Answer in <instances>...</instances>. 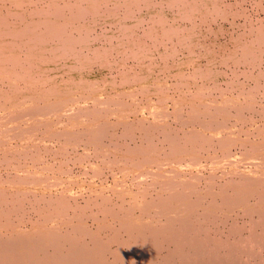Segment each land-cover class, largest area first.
<instances>
[{"label": "bare ground", "instance_id": "1", "mask_svg": "<svg viewBox=\"0 0 264 264\" xmlns=\"http://www.w3.org/2000/svg\"><path fill=\"white\" fill-rule=\"evenodd\" d=\"M243 2L0 0V264H264V222H255L263 218H233L264 209V135H220L223 118L242 120L255 109L256 91L242 107L235 98L214 114L204 110L222 116L205 125L161 111L172 90L163 76L217 78V64L251 69L264 59V20L254 22L245 6L233 10ZM228 16L232 26L242 22L231 48L217 49L205 21ZM136 95L148 97L149 115ZM183 96L174 105L187 102ZM137 133L173 146L156 163L142 155ZM239 142L251 144L231 159L229 146ZM123 144L135 156L120 164ZM213 145L221 156L204 163ZM108 159L113 179L96 185Z\"/></svg>", "mask_w": 264, "mask_h": 264}, {"label": "rangeland", "instance_id": "2", "mask_svg": "<svg viewBox=\"0 0 264 264\" xmlns=\"http://www.w3.org/2000/svg\"><path fill=\"white\" fill-rule=\"evenodd\" d=\"M233 1V0H232ZM248 1V2H247ZM251 1H252V6H251ZM254 1L255 0H244V2H243V6H239V8H233V10L234 11H236V12H238L239 14H242V10H243V8H244V6H245V9H248L247 11H246V13H247V15H249L253 20H254V22L256 21V23H258L259 24V21H262V20H264V4H263V7H259L258 9L257 8H255L254 7V5H256V7H258V4H254ZM256 1H258L259 2V0H256ZM257 2V3H258ZM264 3V2H263ZM253 7V8H252ZM251 12V13H250ZM253 17H252V16ZM228 19H225V17L224 18H221V19H218L219 21H212V20H209V19H207L206 21H205V23H206V25H205V29H207V30H205L204 29V31L206 32V34H208L207 36H208V38L209 39H207V42L208 41H210L211 39H213V37H214V35L218 38V40H217V43H216V48L218 49L219 48V46L218 45H220L222 48H231V46H232V42L230 41V37L232 36V33L234 34V32L235 31H237V28H236V25L238 24V23H240L241 24V22H242V18H241V16H239V17H237L236 19H238V21H237V24H235V25H233L232 26V24H231V19L229 18V16L227 17ZM258 21V22H257ZM257 25V24H256ZM203 26V25H202ZM223 28V31L222 32H219L217 35L215 34V32L216 31H218L220 28ZM209 28V29H208ZM98 30V29H97ZM212 34V35H211ZM219 36V37H218ZM234 36V35H233ZM256 49V48H255ZM186 52V51H185ZM217 58V57H216ZM216 62V61H215ZM258 63V64H257ZM256 63V66L254 67V68H251L250 69V66H249V64H245V63H242L241 64V62L240 63H238V64H236V65H233L231 62H229V63H226V64H224V65H221V66H219V64H217V66L215 65L214 66V70H215V72L217 73V78H213L214 76H197V79H195V80H186V78L187 77H185L184 76V78L182 79V81H180L181 79H179V78H177V77H175V75H170V76H172V77H170V76H163L164 78L162 79V81L163 80H165L166 81V86L167 85H169V86H171V88H172V90H170L169 91V93H168V95H169V99L167 100V102L166 103H164L165 104V106L163 107L162 106V112L163 113H165V115H167L168 113H171L172 111H174V112H172L169 116H168V118H169V120H172V118L174 119V117H176V116H178V117H181V118H184L185 119V117H186V119H188V118H190V117H188V115H194V116H196V117H198L197 118V120H199L198 122V124H209L210 122H212L213 120V122H215L216 120H220L221 119V115H220V113H218L217 112V114H219V115H215V116H212V115H210L209 113H205V115L203 114V112H204V110H209V109H211V108H213V107H215V106H217V105H220L223 101L225 102V105H228L227 107H230L229 105H231V102H232V100L231 99H238L237 100V102L239 103V105H238V107L237 108H239V107H242V106H244V104L247 102V103H249L250 101V99L251 98H253V95H251V94H249L250 92H252L253 90H255L256 92L255 93H257L256 95H255V100H254V108L255 109H252V112H251V110H249V109H246V110H244V114H243V116H242V120L241 119H236V118H233V117H231L230 119L228 118V120L226 119V118H223L222 119V121H223V123H222V129L220 130V132H221V134L220 135H227L226 137L227 138H229V137H232V138H242V139H245V138H252V137H255L256 135H258L259 133L260 134H262V135H264V78H259L258 77V75H260L262 72H264V59L261 61V62H257ZM204 65H205V61L204 60H201L199 63H196V67H201V68H203L204 67ZM234 66V67H233ZM241 66V67H240ZM246 66V67H245ZM262 66V67H261ZM191 67V66H190ZM219 67H221V68H219ZM223 67V68H222ZM234 68V69H233ZM188 69L190 70V68L188 67L187 68V72H188ZM219 69V70H218ZM238 69V70H237ZM254 69V70H253ZM217 70V71H216ZM235 70V71H234ZM244 72H245V74H244ZM190 73V72H189ZM233 73V74H232ZM235 73V74H234ZM253 73V74H252ZM247 74V75H246ZM232 75H234V77H232ZM241 75V76H240ZM244 75V76H243ZM252 75V76H251ZM219 76H220V78H219ZM239 76H240V78H239ZM248 77H249V79H248ZM254 77H256V78H254ZM176 78H177V80H176ZM252 79H254V80H252ZM231 80V81H230ZM239 80V82L240 81H242V82H240V83H238L237 81ZM189 81H191V82H189ZM229 81V82H228ZM183 82V83H182ZM186 82H188V83H192L194 86H192V84H187ZM204 82V83H203ZM208 82V83H207ZM213 82V83H212ZM228 82V83H227ZM233 82V83H232ZM249 82V83H248ZM163 83V82H162ZM226 83V84H225ZM231 85H230V84ZM237 83V84H236ZM244 83V84H243ZM246 83H247V86H246ZM256 83V84H255ZM184 84V86H182ZM197 84V85H196ZM235 84V85H234ZM250 84V85H249ZM175 85V86H174ZM179 85V86H178ZM199 85V86H198ZM203 85V86H202ZM209 85V86H208ZM230 85V86H229ZM242 85H243V87H242ZM249 85V86H248ZM174 86V87H173ZM180 86H182V87H180ZM196 86H198V87H196ZM216 86H218V87H216ZM234 88H233V87ZM239 86V87H238ZM251 86V87H250ZM176 87V88H175ZM184 87H186V88H184ZM190 87V88H189ZM206 87H208V88H206ZM209 87H211V88H209ZM227 87V88H226ZM237 87V88H236ZM253 87H254V89H253ZM167 88H169V87H167ZM189 88V89H188ZM200 88V89H199ZM202 88H204V89H202ZM233 88V89H232ZM175 89V90H174ZM177 89V90H176ZM199 89V90H198ZM209 89H211V90H209ZM222 89V90H221ZM223 89H225V90H223ZM227 89V90H226ZM184 92V93H182V91ZM190 90H191V92H190ZM214 90V91H213ZM218 90V91H217ZM221 90V91H220ZM172 91V92H171ZM196 91H198V92H196ZM202 91V92H201ZM209 91H210V93H209ZM221 93H220V92ZM236 93H235V92ZM180 92V93H179ZM186 92V93H185ZM187 92L190 94H187ZM208 92V93H207ZM247 92V93H246ZM249 92V93H248ZM170 93H171V95H170ZM192 93H194V94H192ZM199 93V94H198ZM239 93V94H238ZM243 93V94H242ZM262 93H263V95H262ZM186 94H187V96H186ZM196 94H198V95H196ZM202 94V95H201ZM211 94V95H210ZM213 94H215V95H213ZM238 94V95H237ZM183 95H185L186 96V98L188 99V101L186 102V101H184V102H180V105H174V102L173 101H177V102H179L180 101V99H182V98H184V96ZM192 95V96H191ZM225 97H224V96ZM231 95V96H230ZM104 96H106V94H102L101 95V98H103ZM175 96V97H174ZM189 96H191V97H189ZM212 96V97H211ZM259 97V99H258V97ZM147 97V96H146ZM218 97V98H217ZM229 97V98H228ZM140 98V99H139ZM248 98H250L249 100H248ZM150 103H153L155 106H157V107H159V103H158V101H157V97L155 96V95H151L150 96ZM193 99V102H190L191 100ZM205 99V100H204ZM208 99H211V100H208ZM262 99V100H261ZM134 100H136L135 102L137 103V104H140V106L142 105V104H145V105H147V106H145L146 108H144L143 107V109H144V111H143V113H144V115H149V112H150V110L147 108L148 107V97H147V99L144 97H141V96H138V95H136V96H134ZM222 100V101H221ZM226 100H227V102H226ZM67 101H69V100H67ZM139 101H141V102H139ZM234 101V100H233ZM196 102H198V103H202V107H201V109L198 111V110H195V109H191V108H194L195 106H194V104H192V103H196ZM190 103V104H189ZM206 103V104H205ZM209 104V105H208ZM105 105H107V104H105ZM186 105V106H185ZM181 108H180V107ZM207 106V107H206ZM209 106V107H208ZM212 106V107H211ZM263 106V107H262ZM190 107V110L188 109ZM179 108V109H178ZM186 109L185 111H183V113H185V114H183L182 113V110L183 109ZM206 108V109H205ZM158 109V108H157ZM188 109V110H187ZM212 111H211V113L213 112V114L216 112V111H213V109H211ZM253 110L255 111V112H253ZM175 111H179V112H177V113H180V114H177ZM187 111V112H186ZM247 111V112H246ZM166 112H168V113H166ZM234 113V110H232V109H230L229 111H228V113ZM249 112V113H248ZM261 112V113H260ZM187 113V114H186ZM197 115H199V116H197ZM203 114V115H201V114ZM248 113V114H247ZM251 113V114H250ZM259 113V114H258ZM175 114H176V116H175ZM246 114V115H245ZM262 114V115H261ZM217 116V117H216ZM250 118H249V117ZM252 116V117H251ZM202 117H204V118H202ZM208 117V118H207ZM212 117V118H211ZM202 118V119H201ZM209 119V120H208ZM247 119V120H246ZM250 121H249V120ZM260 119V120H259ZM244 120V121H243ZM173 121V120H172ZM209 121V122H208ZM242 121V122H241ZM212 122V123H213ZM234 126H233V125ZM261 124V125H260ZM227 126V128H225V126ZM245 125V126H244ZM224 126V127H223ZM242 127H243V129H242ZM257 130H256V129ZM232 129V130H231ZM226 130V131H225ZM229 130V131H228ZM247 130V131H246ZM225 131V132H224ZM231 131H232V133H231ZM235 131V132H234ZM244 131V132H243ZM263 131V132H262ZM177 132H178V130H177ZM224 132V133H223ZM230 132V133H229ZM252 132V133H251ZM229 133V134H228ZM178 134H180V131L178 132ZM234 136H233V135ZM247 134V135H246ZM141 136V137H140ZM244 136V137H243ZM136 139H135V141L137 142L136 144L138 145V143H140L139 144V146H141L142 147V149L144 148V152L142 153V155L143 156H145V157H149L150 159H152L154 162H156L157 163V159H159V157L161 156V152L163 151V149H164V151L167 149H169L171 146H173V144H171V142H169L168 140H166V139H164L161 135H159V134H157V135H150L149 137V140H147V138H146V136H142V135H140V133H137L136 134ZM156 138V139H155ZM146 139V140H145ZM151 139V140H150ZM155 139V140H154ZM254 139V138H253ZM252 139V140H253ZM157 140V141H156ZM160 140V141H159ZM183 140V141H182ZM251 140V139H250ZM126 141V143H127V140H125ZM140 141V142H139ZM151 141V142H150ZM154 141H156V142H154ZM167 141V142H166ZM188 141V142H187ZM143 142V143H142ZM144 142H145V144H144ZM163 142V143H162ZM190 143L189 142V140H187L186 138H183V139H181V143ZM131 143H133V142H131ZM150 143V144H149ZM165 143V144H164ZM167 143H169V145L167 144ZM241 143V144H240ZM153 144H158L159 145V149H158V147H157V149L155 150L154 148V146H152ZM200 144V143H199ZM250 144H251V142H249V143H243V142H239L238 144H234V145H232V146H229V150H228V152L231 154V156H230V158L231 159H238V158H242L243 156H244V154H245V151L246 150H248V148L250 147ZM237 145V146H236ZM125 146V147H124ZM144 146V147H143ZM147 146V147H146ZM162 146V147H161ZM214 147L211 149V154H215L214 156L213 155H211V154H209L208 153V151L206 152V150H205V152H206V159L207 160H203V162L204 163H207L208 164V160L210 159V157L212 156V159H217V158H219L218 156H221V150H220V148L217 146V145H213ZM249 146V147H248ZM123 147V148H122ZM132 147H133V145H121V149H122V151L126 154L125 155V157H124V161L122 160V158H123V156L122 155H118L117 157L120 159L121 158V161H119V163L121 164H124V162L126 161V162H128L129 160H132L133 158L132 157H134L135 155H133V152L132 151H128V148L129 149H132ZM164 147V148H163ZM193 147H197V146H195V145H193ZM248 147V148H247ZM162 148V149H161ZM166 148V149H165ZM209 148V147H208ZM219 148V149H218ZM213 149H215V150H213ZM242 149V150H241ZM79 151H81V148L80 149H78ZM146 150V151H145ZM219 150H220V152H219ZM244 151V152H243ZM155 152V153H154ZM244 153V154H242V153ZM145 153V154H144ZM159 153V154H158ZM217 153V154H216ZM239 153V154H238ZM208 154V155H207ZM220 154V155H219ZM158 155H159V157H158ZM232 155L234 156V157H232ZM126 156H128V157H126ZM131 156V157H130ZM242 156V157H241ZM238 157V158H237ZM161 158V157H160ZM209 158V159H208ZM112 159V158H111ZM111 159H108V162H107V164H105V168H103V169H106V171H105V175L102 177V178H94V181H95V183H96V185H99V183L98 182H101L102 181V183H103V185L105 186V185H108V184H110L111 183V181H112V179H113V176H112V173L111 174H109L108 173V171H107V167H106V165H109V160H111ZM115 159V158H114ZM118 159V160H119ZM127 159V160H126ZM156 159V160H155ZM112 163V162H111ZM155 163L152 165V166H154L155 167ZM120 167V165H117V163L115 164V167ZM101 167H103V165L101 166ZM118 167V168H119ZM80 168L78 167V166H76L75 167V170H79ZM116 170V171H115ZM114 170V174H115V176L116 177H119V175H121L122 173L120 172V169L118 170L117 168ZM118 170V171H117ZM120 172L121 174H118V173ZM119 178H121V179H123L124 181H123V183H125V180H126V182L128 183V184H130V180L128 179V177H125L124 178V176H120ZM98 179V180H97ZM105 179H106V181H105ZM129 180V181H128ZM221 182H222V179H221ZM98 183V184H97ZM127 183H125V184H127ZM127 184V185H128ZM131 185V184H130ZM206 185V186H205ZM208 185L206 184V182H201L200 183V187H199V189H200V191H202L203 193H204V190L206 189V188H208L207 187ZM204 189V190H203ZM262 210H264V209H262ZM258 211V212H255V211H252V212H250V214L248 215V214H246V215H244V214H242V213H239V214H237L236 215V217L235 216H233V218H235V221H238V224H242V222H246V221H248V219H250V220H252V221H255V220H260V219H258L257 218V215H259L261 218H263L262 220H260V221H255V222H264V213H263V216H261L259 213L260 212H263V211ZM248 212V213H249ZM254 213H256V214H254ZM254 216V217H253ZM243 217V218H242ZM246 217V218H245ZM237 219V220H236ZM240 219H241V221H240ZM247 219V220H246ZM240 222V223H239ZM199 223H201V220H200V222ZM230 223V222H229ZM264 224V223H263ZM257 225H262V224H257Z\"/></svg>", "mask_w": 264, "mask_h": 264}]
</instances>
